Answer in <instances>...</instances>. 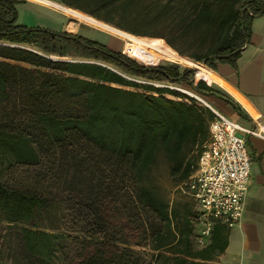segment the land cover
<instances>
[{
	"label": "trees",
	"instance_id": "obj_1",
	"mask_svg": "<svg viewBox=\"0 0 264 264\" xmlns=\"http://www.w3.org/2000/svg\"><path fill=\"white\" fill-rule=\"evenodd\" d=\"M55 2L132 36L163 39L213 71L218 63L236 67L254 17L264 16V0ZM26 3L0 0V42L27 48L0 46V58L30 66L0 61V223L24 226L26 252L52 262L61 236L31 225L51 193L66 192L93 218L67 264H143L135 247L170 252L177 264L216 261L230 230L217 224L211 243L195 248L192 206L173 207L147 182L161 155L178 186L187 180L214 118L153 83H185L198 94L213 87L191 82L190 67L145 66L80 35L18 25L17 6Z\"/></svg>",
	"mask_w": 264,
	"mask_h": 264
},
{
	"label": "rangeland",
	"instance_id": "obj_2",
	"mask_svg": "<svg viewBox=\"0 0 264 264\" xmlns=\"http://www.w3.org/2000/svg\"><path fill=\"white\" fill-rule=\"evenodd\" d=\"M23 1L27 2L26 4H22L23 6L32 4L43 9L45 13L41 12L44 14L39 15L45 18V20H36L35 22L34 16H36V13H33L28 7L19 6L17 19L18 25L23 24L24 26L26 25V27L35 28L34 25L38 24L42 25V28L44 26V29L53 32H66L73 35H80L84 38L105 45L114 52H120L124 55L126 54L125 56H130L131 59L138 63L144 64L145 66L176 64L182 69H186L188 67L194 69V74L190 80L191 82L196 83L197 77L199 79L203 78L199 70L195 67L189 65H180L174 62L180 59H185L188 62L192 61L188 58L180 56L163 39L135 37L116 30L111 27V25L107 26L109 24L105 25L106 23L104 24V22H99L90 17L89 21H85V23H76L65 14L56 11L57 6H64L55 2L56 0H43L44 5L31 2L29 0ZM47 1H50L53 4L48 3ZM159 1L161 0H141V4L148 6L151 4L154 5ZM69 10L80 13L72 9ZM27 11L31 12V15H29V13L26 15ZM92 24L95 26L92 27ZM98 27L109 32L110 34L99 30ZM177 45L179 47L183 46L180 42H178ZM204 67L206 66L204 65ZM139 82L144 83L141 80ZM153 85L156 87L167 88L172 91H177L181 94L189 96V98L192 99L194 98L191 97L190 94H194L203 98V96L196 93L185 83L181 85L170 83H153ZM166 97L173 100H180L169 95H166ZM203 99L207 102L205 98ZM182 100L185 101V99ZM196 154L197 152H195L193 156H196ZM147 182L148 186L151 187L157 193V195H159L170 205H173V207L178 206L183 208L184 206L189 205L193 208V202L188 197L179 195L177 192L178 179L172 176L171 165L163 155L159 157L158 162ZM92 225L93 218L91 214L78 205L76 198L72 194L54 191L49 196V201L46 208L36 214V218L31 225L32 228L37 230L61 236V239L58 241L57 252L53 261L48 262L28 254L22 242L21 228L24 226H9L5 223H0L1 260L4 264H67L68 262L75 259L79 254L82 242L89 238L92 233ZM134 250L140 254L144 262L143 264H177L176 255H173L170 252H163L159 255V253L151 251L148 248L143 249L135 247ZM190 262L193 261L190 260Z\"/></svg>",
	"mask_w": 264,
	"mask_h": 264
},
{
	"label": "crops",
	"instance_id": "obj_3",
	"mask_svg": "<svg viewBox=\"0 0 264 264\" xmlns=\"http://www.w3.org/2000/svg\"><path fill=\"white\" fill-rule=\"evenodd\" d=\"M29 1L44 5L43 0ZM19 6L23 5H18L17 11H19ZM23 7H28L33 13H36L35 22L36 20H45L40 16L45 13L43 9L32 4ZM56 11L65 14L76 23H85L90 19L64 6H57ZM28 13L31 15V12L28 11L26 15ZM34 26L42 28V25ZM44 28L43 26L42 29ZM98 29L110 34L99 27ZM0 46L27 49L23 46L3 42H0ZM0 61L30 68L28 65L17 64L1 58ZM174 62L192 67L195 65L193 61L188 62L185 59ZM216 67L217 71L210 70L212 72L211 80L200 78L205 80L209 87L212 86L213 91H203L199 94L214 110L258 135H249L247 138L248 150L253 161L243 219L235 228H228L230 230L229 245L225 253L216 261L199 264H264V16L254 17L250 40L237 60L236 67L219 63ZM197 83L196 80L195 84ZM229 102L239 105L246 117H241Z\"/></svg>",
	"mask_w": 264,
	"mask_h": 264
},
{
	"label": "built area",
	"instance_id": "obj_4",
	"mask_svg": "<svg viewBox=\"0 0 264 264\" xmlns=\"http://www.w3.org/2000/svg\"><path fill=\"white\" fill-rule=\"evenodd\" d=\"M190 96L214 114L194 171L177 187L179 195L193 202L194 246L202 249L211 243L217 223L233 229L243 219L253 161L247 138L256 133L214 110L203 98Z\"/></svg>",
	"mask_w": 264,
	"mask_h": 264
},
{
	"label": "bare ground",
	"instance_id": "obj_5",
	"mask_svg": "<svg viewBox=\"0 0 264 264\" xmlns=\"http://www.w3.org/2000/svg\"><path fill=\"white\" fill-rule=\"evenodd\" d=\"M48 3H52L50 1H47ZM53 4V3H52ZM194 67L196 69L199 70L200 74L204 77V78H207L208 80H211V75H212V72L210 71V69L204 67V65H194ZM193 95V94H191ZM258 135V134H256Z\"/></svg>",
	"mask_w": 264,
	"mask_h": 264
},
{
	"label": "water",
	"instance_id": "obj_6",
	"mask_svg": "<svg viewBox=\"0 0 264 264\" xmlns=\"http://www.w3.org/2000/svg\"><path fill=\"white\" fill-rule=\"evenodd\" d=\"M202 65H204V64H202ZM152 67H156V66H152ZM196 73H197V71H196ZM196 75H197V74H196ZM196 79H197V78H196ZM197 81H200V80L197 79ZM203 81L206 82L205 80H203ZM208 85H209V84H208Z\"/></svg>",
	"mask_w": 264,
	"mask_h": 264
}]
</instances>
